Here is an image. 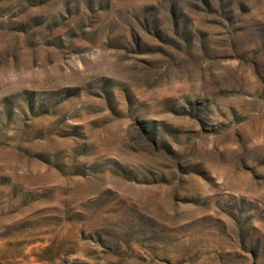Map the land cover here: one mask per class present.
<instances>
[{
  "label": "rangeland",
  "instance_id": "1",
  "mask_svg": "<svg viewBox=\"0 0 264 264\" xmlns=\"http://www.w3.org/2000/svg\"><path fill=\"white\" fill-rule=\"evenodd\" d=\"M0 264H264V0H0Z\"/></svg>",
  "mask_w": 264,
  "mask_h": 264
}]
</instances>
